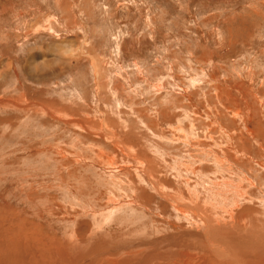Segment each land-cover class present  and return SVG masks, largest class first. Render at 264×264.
<instances>
[{
	"label": "rangeland",
	"instance_id": "obj_1",
	"mask_svg": "<svg viewBox=\"0 0 264 264\" xmlns=\"http://www.w3.org/2000/svg\"><path fill=\"white\" fill-rule=\"evenodd\" d=\"M200 226L264 252V0H0V254L143 264Z\"/></svg>",
	"mask_w": 264,
	"mask_h": 264
},
{
	"label": "bare ground",
	"instance_id": "obj_2",
	"mask_svg": "<svg viewBox=\"0 0 264 264\" xmlns=\"http://www.w3.org/2000/svg\"><path fill=\"white\" fill-rule=\"evenodd\" d=\"M51 115H55L54 112H50ZM147 169V168H146ZM185 205H189V203H185ZM195 209V208H194ZM240 219H243V218H240ZM217 222L218 220L220 219H216ZM238 220V219H237ZM236 220V221H237ZM207 221V220H206ZM241 222V221H240ZM239 222V224H240ZM219 224V223H217ZM226 224V223H225ZM220 225V224H219ZM3 226V225H2ZM221 226V225H220ZM246 226V225H245ZM6 227V226H5ZM205 227H208L207 225ZM203 228L202 226H200L198 229H192L191 231H187L186 234L184 236L188 237L191 239L190 236H196V233L197 232H200L202 234V237L204 238V241L202 243V245L200 244H197V243H191V244H185V245H182L180 242V240H182L181 238H178V242H174L173 243V248H174V251L173 252H176V254H164V255H161L162 258L160 256L154 258L155 256L154 255H151L150 253V250L149 249H146L144 252H143V255L140 257H147V256H151L152 258L148 259V260H144L143 261V264H264V252L260 251L258 253V255H254L252 257H254L255 259L254 260H249L248 258V261L247 260H244L245 258V250L243 249L242 246H239L238 244H233L235 245L237 248H235V251H236V254L239 255V257H234L232 254H230V243L227 242V239L226 241H223L222 239L220 241H213L209 238V234H208V228ZM219 227V226H218ZM226 227V225H225ZM230 228V227H228ZM224 229V230H223ZM212 230V229H211ZM7 231V230H6ZM215 231V230H213ZM212 231V232H213ZM225 231L226 229L222 227V229L218 230L219 234H225ZM229 231V230H228ZM227 231V232H228ZM246 231V230H245ZM162 232V231H161ZM180 233H185V231H182V232H179V233H175L176 235H179ZM241 233V232H240ZM30 234V233H29ZM174 233H171V235H167L165 233H163V236H160V235H156L154 237H148L149 239H146L144 240L143 242H135L136 244H138V246H141V245H144V246H147L146 244H149V242H151L152 244V241L154 239H156V243L158 244L159 242L161 241H165L166 243L168 242V238L169 237H172L175 235ZM236 234V233H235ZM2 235V234H1ZM221 235V237H222ZM226 235V234H225ZM32 236V235H31ZM2 237V236H1ZM35 238V237H34ZM33 237H30V238H26L24 240H28V241H24L22 239V245H21V250L18 249V251L20 252V256L19 257H16L13 255V253H16L13 249V248H9V249H4L5 250V253H3V257H7L4 261V263L0 261V264H13L15 262H18L20 261L21 263L20 264H39L40 260H39V257H38V254H37V251H38V247L40 248L39 246V241L38 240H35ZM3 239V237H2ZM19 239V238H18ZM17 239V240H18ZM171 239V238H169ZM189 239V240H190ZM1 240V239H0ZM16 239H14L13 242H15ZM198 240V239H197ZM248 240V239H247ZM21 241V240H20ZM132 241V240H131ZM236 241V240H235ZM6 242V241H5ZM41 242H44V241H41ZM50 242V241H49ZM240 242V241H239ZM73 244V243H71ZM119 244V243H118ZM120 244H123V243H120ZM155 244V243H154ZM154 244H152V246H154ZM242 244V243H241ZM53 245V244H52ZM51 245V246H52ZM133 244H129L126 248L128 249V247H131ZM2 246V245H1ZM47 246V245H45ZM44 247V246H43ZM77 247V244H73L72 245V248L73 250H75ZM119 247V248H118ZM64 248V247H63ZM121 248H124L123 245H117V247L115 248V250H118V249H121ZM147 248V247H146ZM261 248V247H260ZM1 249V247H0ZM49 249V248H48ZM141 249V247H140ZM237 249V250H236ZM264 249V248H263ZM3 250V251H4ZM47 250V249H45ZM51 251L50 254L51 256H55V264L57 262H59L61 259H60V253L58 251V246H56V244H54V246L52 248H50ZM71 250V251H73ZM184 250H186L187 252L185 253V256L184 254L182 253ZM194 250H197V253L196 254H192V251ZM210 250L212 251L211 253L219 260H216L215 262H212L210 261V258H209V255H210ZM232 250V249H231ZM17 251V252H18ZM68 251V250H67ZM90 251V250H89ZM138 251V250H137ZM143 251V250H142ZM155 251H156V247H155ZM234 251V252H235ZM2 252V251H1ZM42 250H40L38 253H41ZM44 252V251H43ZM69 252V251H68ZM75 252V251H74ZM73 252V253H74ZM141 252V251H140ZM233 252V251H232ZM120 253L123 255H126L128 256L130 254V252L128 251V253H124L122 251V249L120 250ZM75 256H78L81 254L82 257H83V253L80 252H75L74 253ZM2 255L0 254V257H2ZM18 255V253H17ZM44 256V255H43ZM84 256H89L88 253L84 254ZM204 256H206V260H203ZM81 257V258H82ZM86 257H83L82 261H84L83 264H94V263H91V262H88L86 261ZM214 257V258H215ZM41 258V257H40ZM45 258V257H43ZM47 258V257H46ZM53 258V259H54ZM71 259V258H70ZM74 259V258H73ZM110 259L112 262H115V259L111 258L110 256L107 258V260ZM68 260V259H67ZM198 260L201 261L200 263H198ZM63 261V260H62ZM61 261V264L63 263ZM70 261V260H69ZM42 262V261H41ZM40 262V263H41ZM67 262V261H65ZM64 262V263H65ZM43 263V262H42ZM75 263V262H74ZM139 261H136V262H131V264H138ZM71 264V263H70Z\"/></svg>",
	"mask_w": 264,
	"mask_h": 264
},
{
	"label": "crops",
	"instance_id": "obj_3",
	"mask_svg": "<svg viewBox=\"0 0 264 264\" xmlns=\"http://www.w3.org/2000/svg\"><path fill=\"white\" fill-rule=\"evenodd\" d=\"M66 120H67V118H66ZM66 120H65V121H66ZM67 122H70V123H71V122H73V120H71V119L69 118V119L67 120Z\"/></svg>",
	"mask_w": 264,
	"mask_h": 264
}]
</instances>
